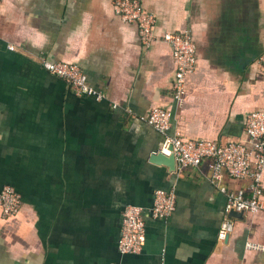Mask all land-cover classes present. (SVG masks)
Returning <instances> with one entry per match:
<instances>
[{
    "label": "crops",
    "instance_id": "crops-1",
    "mask_svg": "<svg viewBox=\"0 0 264 264\" xmlns=\"http://www.w3.org/2000/svg\"><path fill=\"white\" fill-rule=\"evenodd\" d=\"M138 1L157 18L148 47L113 0L0 6V191L11 185L23 200L16 217L0 209V264H264V248L246 249L264 246V216L232 218L235 232L220 242L229 216L226 195L210 180L213 160L181 171L151 162L164 137L143 119L165 107L172 134L246 142L247 114L264 110V0ZM185 29L198 64L177 101L163 37ZM41 59L77 64L104 100L75 95ZM222 186L249 181L225 176ZM157 188L175 193V210L146 216L141 253L120 255L122 209L149 207Z\"/></svg>",
    "mask_w": 264,
    "mask_h": 264
},
{
    "label": "built area",
    "instance_id": "built-area-1",
    "mask_svg": "<svg viewBox=\"0 0 264 264\" xmlns=\"http://www.w3.org/2000/svg\"><path fill=\"white\" fill-rule=\"evenodd\" d=\"M6 0H0V6ZM115 14L126 23H133L138 28V35L143 46H150L156 39V15L147 10L138 0H113ZM2 36L0 35V39ZM163 39L170 44L176 66L173 80L174 98L182 100L187 90V78L198 64L197 44L191 32L185 29L180 32H168ZM14 49V46H10ZM264 62V54L260 57ZM41 66L49 74L62 79L71 86L77 96H87L102 101L105 94L90 86L86 74L75 63L48 62L41 59ZM143 119L159 131L164 142L162 151L173 153L176 159V170L198 166L204 158L213 160L211 182L226 195L225 211L229 216L222 222L218 240L226 241L234 232L235 224L231 212H244L264 216V110L250 111L245 120L247 141L218 142L204 138H182L170 133L173 112L169 108L154 106ZM234 181H249L247 188L229 190L222 186L224 177ZM23 206L22 196L17 190L6 185L0 191V209L6 219L16 217ZM176 207V197L172 190L157 188L153 192L149 207L126 205L121 212L120 232L117 240V251L120 255L141 253L145 243V219L168 218ZM264 246L248 242L246 249L261 251ZM116 264V263H111ZM236 264H244L239 262Z\"/></svg>",
    "mask_w": 264,
    "mask_h": 264
},
{
    "label": "water",
    "instance_id": "water-1",
    "mask_svg": "<svg viewBox=\"0 0 264 264\" xmlns=\"http://www.w3.org/2000/svg\"><path fill=\"white\" fill-rule=\"evenodd\" d=\"M151 162L159 165H166L168 168L173 171L176 167V159L175 155L173 153L166 154L162 150H158L156 152H153L150 158ZM244 216V212H231L230 217L231 218H237L242 219Z\"/></svg>",
    "mask_w": 264,
    "mask_h": 264
}]
</instances>
